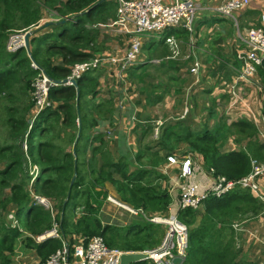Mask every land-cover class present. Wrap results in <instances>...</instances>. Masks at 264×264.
<instances>
[{
  "label": "trees",
  "instance_id": "1",
  "mask_svg": "<svg viewBox=\"0 0 264 264\" xmlns=\"http://www.w3.org/2000/svg\"><path fill=\"white\" fill-rule=\"evenodd\" d=\"M98 1L0 0V264H14L15 247L21 237L20 230L12 226V220H8L9 215L18 218L25 232L32 235L42 234L51 227L50 214L32 204L30 191L54 199L60 212L62 233L71 247L78 243V236L81 240L102 236L111 248L141 252L145 251L144 245L156 246L163 235L156 229L158 225L141 215L138 218L140 221L129 226V231L123 236H120L116 226L104 225L99 218L102 203L96 200L94 194L106 196V182L117 187L124 202L136 209L142 208L146 213H164L171 203L169 196H165L166 192L158 190L149 182V172L143 167V151L138 154L136 169L131 172V163L127 159H114L108 142L104 140L107 136L104 132L88 135H92V157L89 163L84 161L87 169L82 170L80 140L86 130L88 133L97 126L95 116L103 119L111 112L107 103L96 105L83 101L85 91L81 81L88 78L95 82L96 78L91 76V72L100 66L84 73L75 86L57 83L50 88V99L60 104L56 106L57 110L54 108L41 113L29 133V153L32 160L41 166L34 187L29 190L31 182L25 167L22 144L36 104L33 83L40 73L32 64H36L50 79L61 82L70 76L75 64L95 58L82 61L84 54L80 49L86 47L88 42H82L79 27L82 17L74 15L91 8ZM52 12L56 13L55 18L58 20L50 25L41 24ZM70 18L76 21L74 28L70 27ZM26 31H32L30 51L23 48L15 53L8 52L9 36ZM85 34L86 40V31ZM186 34L188 44L191 34L187 30ZM53 57H61V64L55 63ZM178 60L180 58L176 57L172 61ZM135 64V70L145 71L150 60L142 63L135 60L132 65ZM160 66H165L164 61H161ZM134 75L137 77L136 73ZM139 80L143 81V78ZM158 88L151 85L143 89H150L151 93ZM84 108L86 113L82 114ZM39 135L43 136V140L36 145L34 140ZM224 137L206 132L195 134L190 130L184 137L176 136L170 127L162 132L158 145L175 153V149L184 143L188 152L202 154L206 165L213 167L219 176L239 180L248 174L249 161L241 153L218 155L216 145ZM55 139L62 142L56 143ZM96 142L97 146L94 145ZM155 161L157 163L161 159L156 157ZM115 175L120 176L121 180L116 179ZM97 187H100L98 191ZM262 208L264 206L249 191L236 187L222 197H209L200 210L181 211L178 218L189 228L184 264H238L232 224L250 212L258 213ZM78 210L83 215L74 220ZM198 217L201 218L199 224ZM26 238L28 248L36 251L41 264H47L49 257L62 246L60 240L36 243L32 238ZM150 263L156 264L152 260L135 264Z\"/></svg>",
  "mask_w": 264,
  "mask_h": 264
},
{
  "label": "crops",
  "instance_id": "2",
  "mask_svg": "<svg viewBox=\"0 0 264 264\" xmlns=\"http://www.w3.org/2000/svg\"><path fill=\"white\" fill-rule=\"evenodd\" d=\"M162 1L167 5L177 2ZM227 1L198 0L199 9L188 44H186L188 34L182 24L163 31H151L142 36V48L136 62L150 60L145 71L135 70L136 64L130 65L122 79H118L116 76L118 65L105 62L91 72V76L96 78L95 82L88 78L81 81L85 91L83 101L96 105L107 103L111 111L103 119L95 116L98 120L97 126L85 133L80 140L81 157L84 161L90 162L92 135L90 137L88 135L95 132L108 133L109 136H105L104 140L108 142L114 159H127L131 163V172L136 169V158L143 151V167L149 172V182L158 190L166 192L165 196H169L171 202L164 213H146L140 208L149 217L179 216L181 212L180 185L183 180L179 178L180 167L169 165L168 156L180 159L187 155L191 156L194 173L190 181L200 192L208 191L219 176L213 167L209 168L206 165L202 154L188 152L184 143L175 149V153L161 148L158 140L167 128L172 127L175 135L182 137L187 135L188 130L195 134L206 132L216 136L224 135V141L221 139L216 145L218 155L241 153L249 161L247 175L252 171V161L264 164V70L262 68L258 70L253 76V81L241 79L242 62L238 58L242 51L250 50L240 36L245 37L250 29H264L262 21L264 0H250L245 8L236 13L237 22L215 11ZM103 2H105L103 5H99ZM117 9L118 0H99L91 8L74 15L82 17L79 25L83 36L82 42H88L86 47L80 49L84 54L82 61L95 56H113L121 60L126 55L132 37L116 26H109L117 18ZM70 22V27L74 28L75 19L70 18ZM85 31L88 37L86 40ZM170 37L180 42L178 62L172 61L175 58H172L173 52L166 43V38ZM191 51L193 54L189 58ZM53 60L61 64L62 58L53 57ZM161 61L165 63L163 68L160 66ZM196 61L201 64V68L198 74H193L191 68ZM139 78H143V81ZM151 85L159 88L151 93L150 89H143ZM53 101L59 106V102ZM84 111L86 112V108ZM158 122H161L162 126L157 137L155 132ZM119 124L124 126L122 129L124 136L118 134ZM41 139L43 140L42 135L37 136L34 144L37 145ZM55 142L62 141L55 139ZM94 145L97 146L98 143ZM156 157L161 161L155 163ZM115 178L121 180L120 176L115 175ZM256 183L259 186L257 193L248 188H240L249 191L264 206V175L258 177ZM99 189L100 187H97L96 191ZM104 189L107 192L106 196L99 197L94 194L96 200L102 203L99 218L104 225L116 226L120 236H123L129 231V226L140 221L139 216L132 215L107 201L108 196L123 201L116 186L106 182ZM82 215L81 211L74 220L81 218ZM200 221L201 218L198 217L197 224ZM234 225H239L241 229H236ZM232 228L238 264H264V208L256 214L250 212L240 221H235ZM164 233L156 246L144 245L145 251L155 249L161 243ZM80 243L81 239L78 236V244ZM15 253L14 264H41L36 251L28 248L27 238L24 236L18 239Z\"/></svg>",
  "mask_w": 264,
  "mask_h": 264
},
{
  "label": "built area",
  "instance_id": "3",
  "mask_svg": "<svg viewBox=\"0 0 264 264\" xmlns=\"http://www.w3.org/2000/svg\"><path fill=\"white\" fill-rule=\"evenodd\" d=\"M249 2L250 0H228L215 11L237 22L236 13L245 8ZM198 9V0H177L173 5H167L162 0H118L117 19L109 26H116L120 31L132 37L130 48L126 55L121 60L113 56L95 57L88 62L77 63L72 67L71 74L67 78L68 84L72 85L84 73L98 68L105 62L116 63L118 65L116 76L118 79H122L125 70L133 64L141 51L142 36L151 31L169 29L177 24H182L192 34ZM262 21L264 23V14L262 15ZM240 38L250 49L244 50L238 55L239 60L242 62L240 78L253 81V76L258 72L264 59V29H250L245 37L241 35ZM166 43L171 47L172 58L178 57L180 55V42L174 37H170L166 39ZM24 46L23 34H14L10 37L8 43L10 52H15ZM191 54H193L192 51L189 52V58ZM33 67L40 70L33 83L35 89L34 97L36 99L35 116H37L41 112L55 107L50 100L49 91L52 86L56 85V82L50 79L35 64ZM200 68L201 64L196 61L191 68V72L198 74ZM161 125V122H158L157 137ZM23 148L27 156L26 166L33 183L37 179L40 169L32 162V158L28 154L29 145L27 140L23 142ZM167 162L169 165L180 167L179 178L183 180L180 185V210L182 211L199 210L203 202L209 197H222L236 187L248 188L253 193H257L259 186L256 180L264 175V164L252 161V171L249 175L239 180H230L225 176H217L213 186L208 191L200 192L199 188L190 181L194 173L191 156H186L183 159H179L176 156H168ZM33 198L37 204L50 211L52 215L51 228L39 235L33 236L27 232H25V235L33 238L36 243H43L51 239L62 242V246L49 257L47 264H120V257L125 252L109 247L102 236L82 239L80 244L71 247L62 233L61 223L57 219V215L60 212L55 208L54 203L50 199L34 193ZM107 200L132 215L142 214L148 221L165 227V234L160 245L153 250L142 251L143 253H148L151 260L156 264H173V260L176 258L181 259L180 264L186 261L189 228L178 219L177 215L148 218L142 210H136L112 196H109ZM9 217L12 220V226L17 227L19 222L12 214ZM234 227L241 229L239 225H234Z\"/></svg>",
  "mask_w": 264,
  "mask_h": 264
},
{
  "label": "clouds",
  "instance_id": "4",
  "mask_svg": "<svg viewBox=\"0 0 264 264\" xmlns=\"http://www.w3.org/2000/svg\"><path fill=\"white\" fill-rule=\"evenodd\" d=\"M55 15H56V13H54V14H50V16L49 17H47V18H44L42 21H41V24H44V23H48L49 25L51 24V22H56L58 19H56L55 18ZM28 32H31L32 33V31H26V32H17V33H15V34H23L24 35V41H25V35H26V33H28ZM12 35H14V34H11L10 36H9V38H8V40H7V50H8V43H9V39H10V37L12 36ZM26 49L27 50V48H26V42H25V46L24 47H22V48H20V49ZM20 49H18V50H16L15 52H17V51H19ZM28 51V50H27ZM8 52H10L9 50H8ZM15 52H10V53H15ZM33 65L34 64H32V67H33ZM36 65V64H35ZM37 66V65H36ZM34 68V67H33ZM35 69V68H34ZM35 70H37V69H35ZM38 71V70H37ZM54 81V80H53ZM62 82V81H61ZM58 82H56V84H57ZM77 84V82H75V83H73L72 85H70V84H68V80H67V83H66V85H69V86H75ZM51 100V99H50ZM52 101V100H51ZM77 101H78V99H77ZM54 106L55 107H52V108H49V109H47V110H50V109H54V108H56V105L54 104ZM47 110H45V111H47ZM44 111V112H45ZM41 113H43V112H41ZM40 113V114H41ZM35 114H36V108H34V113H33V116H32V119H31V121H30V127H29V129H28V131H27V134H26V137H25V139H24V141L25 140H27V142H28V140H29V133H30V131H31V129H32V126H33V124H34V122H35V120H36V118L40 115H37V116H35ZM157 128V127H156ZM159 129H161V126L159 127ZM105 133V132H104ZM106 135L107 136H109L108 135V133H106ZM159 136V135H158ZM23 141V142H24ZM23 145V144H22ZM28 145H29V142H28ZM29 147H30V145H29ZM187 156H190V155H187ZM180 159V158H179ZM183 159V158H182ZM35 165H37L38 167H39V169H40V165H38V164H36V163H34ZM25 167H26V169H27V166H26V162H25ZM27 172H28V169H27ZM40 174V173H39ZM38 174V175H39ZM28 175L30 176V174H29V172H28ZM37 179H38V176H37ZM36 179V180H37ZM35 180V181H36ZM30 182H31V176H30ZM44 197V196H43ZM109 197V196H108ZM107 197V198H108ZM115 198V197H114ZM207 200V199H206ZM205 200V201H206ZM108 201V200H107ZM120 201V200H119ZM204 201V202H205ZM122 203H124V204H126L125 202H123V201H121ZM203 202V203H204ZM126 205H128V204H126ZM128 206H130V205H128ZM131 207V206H130ZM133 208V207H132ZM134 209H136V208H134ZM136 210H141V209H136ZM81 211V210H80ZM143 211V210H142ZM182 211V210H181ZM196 211V210H195ZM128 212V211H127ZM144 212V211H143ZM145 213V212H144ZM146 214V213H145ZM143 216L142 214H139V215H137V216ZM144 218H145V216H143ZM178 217V216H177ZM148 218H151V217H149L148 216ZM146 219V218H145ZM179 219V218H178ZM147 220V219H146ZM148 221V220H147ZM61 223V222H60ZM28 233V232H27ZM165 234V233H164ZM32 235V234H31ZM25 238L26 237H30V236H26L25 235V231H24V235H23ZM34 236V235H33ZM31 238V237H30ZM33 239V238H32ZM34 240V239H33ZM163 240V239H162ZM160 245V244H159ZM142 252V251H141ZM149 260H151V259H149ZM153 261V260H152ZM154 262V261H153ZM155 263V262H154ZM181 263V262H180ZM179 263V264H180Z\"/></svg>",
  "mask_w": 264,
  "mask_h": 264
},
{
  "label": "rangeland",
  "instance_id": "5",
  "mask_svg": "<svg viewBox=\"0 0 264 264\" xmlns=\"http://www.w3.org/2000/svg\"><path fill=\"white\" fill-rule=\"evenodd\" d=\"M55 105L57 106V103H55ZM86 112L84 111V109H83V113L82 114H85ZM162 124V123H161ZM162 126V125H161ZM123 125H121V124H119V127H118V134L119 135H121V136H124V132L122 131V129H123ZM157 129V128H156ZM112 131V130H111ZM85 133H87V130L85 131ZM156 133V132H155ZM39 134H40V132H39ZM159 135H160V129H159ZM110 136H111V133H110ZM7 137V135L5 136V138ZM37 145H39V144H37ZM22 151H23V156H24V162H27V156H26V154H25V150H24V148H23V145H22ZM28 154H29V156L31 157V155H30V153H29V151H28ZM32 158V157H31ZM32 162L33 163H35L33 160H32ZM84 163V160L81 158V168H82V170L83 171H86V169H87V167H86V165H84L83 164ZM37 164V163H36ZM39 165V164H38ZM39 173H41V166H40V170H39ZM34 183V182H33ZM32 182L31 183H29V190L31 189V188H33L34 187V184H33ZM30 193H31V201H32V204H34V205H36V206H39V207H41L43 210H45V211H47L49 214H50V216H51V223H52V215H51V213H50V211L49 210H47V209H45L44 207H42V206H40L39 204H37L36 203V201L34 200V198H33V193H32V191H30ZM38 195H40V194H38ZM40 196H43V195H40ZM45 197V196H44ZM46 198H48V199H50L53 203H54V205H55V208L58 210V208H57V204H56V202L54 201V199H52V198H50V197H46ZM117 207V206H116ZM59 211V210H58ZM122 212V211H121ZM81 212H80V210H78L77 211V214H80ZM59 215L60 214H58L57 215V219L59 220ZM10 216V215H9ZM15 219L19 222V220H18V218H16L15 217ZM8 220H11L10 219V217H8ZM51 225V224H50ZM16 228H18L19 230H20V232H21V236H23L24 235V228H23V226H22V224L19 222V225L16 227ZM51 228V227H50ZM49 228V229H50ZM156 229L160 232V233H164V230H165V227L164 226H162V225H158L157 227H156ZM158 236V235H157ZM159 237V236H158ZM78 244V243H77ZM76 244V245H77Z\"/></svg>",
  "mask_w": 264,
  "mask_h": 264
},
{
  "label": "water",
  "instance_id": "6",
  "mask_svg": "<svg viewBox=\"0 0 264 264\" xmlns=\"http://www.w3.org/2000/svg\"><path fill=\"white\" fill-rule=\"evenodd\" d=\"M65 22V21H63ZM49 25V24H47ZM32 33L28 32L25 35V42H26V48L28 52L30 51V37ZM261 68L264 70V59L262 60ZM58 83H67V79L63 80L62 82ZM78 100H79V93H78ZM76 176L73 178L72 183L75 181ZM150 255L148 253H143V252H125L122 254L120 257V264H135L141 261L149 260ZM181 262L180 258H176L173 260V264H179Z\"/></svg>",
  "mask_w": 264,
  "mask_h": 264
},
{
  "label": "bare ground",
  "instance_id": "7",
  "mask_svg": "<svg viewBox=\"0 0 264 264\" xmlns=\"http://www.w3.org/2000/svg\"><path fill=\"white\" fill-rule=\"evenodd\" d=\"M81 212V211H80Z\"/></svg>",
  "mask_w": 264,
  "mask_h": 264
}]
</instances>
